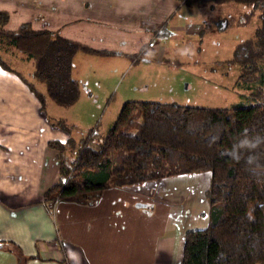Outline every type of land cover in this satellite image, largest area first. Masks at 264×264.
I'll use <instances>...</instances> for the list:
<instances>
[{"label": "trees", "instance_id": "obj_1", "mask_svg": "<svg viewBox=\"0 0 264 264\" xmlns=\"http://www.w3.org/2000/svg\"><path fill=\"white\" fill-rule=\"evenodd\" d=\"M225 3L239 4L246 9L245 18L257 20L252 35L235 44L223 62L238 67L234 85L245 91L240 101L228 107L123 102L103 134L79 140L72 161L65 159L69 138L63 144L47 142L57 152L58 180L44 193L45 202L57 197L59 202L93 205L108 188L207 171L208 220L183 233L179 264H264V0L182 2L208 9ZM7 18L0 10V48L10 47L31 60L30 78L56 106L67 108L78 98V82L70 73L75 53L112 54L52 31L32 30L28 23L5 31ZM0 68L10 71L1 57ZM19 78L43 112L42 94ZM45 117L61 129V120ZM257 139L255 149L243 143Z\"/></svg>", "mask_w": 264, "mask_h": 264}, {"label": "crops", "instance_id": "obj_2", "mask_svg": "<svg viewBox=\"0 0 264 264\" xmlns=\"http://www.w3.org/2000/svg\"><path fill=\"white\" fill-rule=\"evenodd\" d=\"M182 2L0 0V10L8 15L5 31L28 23L32 30L52 31L112 53H75L70 73L79 81L76 69L81 63L109 66V60L116 59L117 66L124 67L136 49L155 42L159 29L201 32L210 16L197 10L208 8L185 6L186 16L204 25H180L185 16L177 23L171 15L184 6ZM235 25L245 23L238 20ZM17 75L22 77L11 68H0V264H179L183 233L203 227L198 209L188 206V212L181 213L176 206L154 205L152 216L145 215L122 200L129 190H139L138 185L103 190L93 205L59 202L57 197L53 208L45 202L44 193L58 180L57 152L47 142L63 144L68 135L47 123L38 101ZM79 140H68L67 162ZM175 177L159 182L168 185Z\"/></svg>", "mask_w": 264, "mask_h": 264}, {"label": "rangeland", "instance_id": "obj_3", "mask_svg": "<svg viewBox=\"0 0 264 264\" xmlns=\"http://www.w3.org/2000/svg\"><path fill=\"white\" fill-rule=\"evenodd\" d=\"M244 10L236 3L220 4L212 10L199 8L198 12L210 16L203 21L207 23L204 25L199 19H189L186 16L189 10L179 6L171 15L172 21L178 23L185 16L180 25L201 23L204 25L201 32L190 33L187 28L162 33L159 29L155 42L136 49L124 67L117 66L116 59H110L109 66L81 63L76 69L78 98L67 108L56 106L44 95L41 84L30 78L31 60L6 46L0 48V57L15 74L19 73L42 94L43 112L53 122L61 120V129H55L67 134L69 140L77 141L93 132L103 134L125 101L174 102L203 107H228L240 101L245 91L234 85L238 67L223 62L231 57L235 44L249 38L256 26V18H245ZM238 12L239 19L235 17ZM238 20L245 25L236 27ZM168 21L169 18L165 22ZM77 147L75 143L68 162L73 160ZM208 175L207 171H202L176 176L168 185L161 182L141 184L139 190H129L127 199L122 200L148 216H152L151 206L154 205L176 206L181 213L188 212L190 206L193 211L199 210L200 227H204L208 220L204 197ZM189 200H193L194 205ZM154 220L160 219L156 216Z\"/></svg>", "mask_w": 264, "mask_h": 264}, {"label": "clouds", "instance_id": "obj_4", "mask_svg": "<svg viewBox=\"0 0 264 264\" xmlns=\"http://www.w3.org/2000/svg\"><path fill=\"white\" fill-rule=\"evenodd\" d=\"M243 143L246 147H249L251 149H255V148L259 147L260 141H259V139H257V141L255 143H253L252 141L245 140ZM249 160H251V157L249 158Z\"/></svg>", "mask_w": 264, "mask_h": 264}, {"label": "built area", "instance_id": "obj_5", "mask_svg": "<svg viewBox=\"0 0 264 264\" xmlns=\"http://www.w3.org/2000/svg\"><path fill=\"white\" fill-rule=\"evenodd\" d=\"M55 203H56V199H55L54 201L51 202V204H50V205H51V208L54 207Z\"/></svg>", "mask_w": 264, "mask_h": 264}]
</instances>
